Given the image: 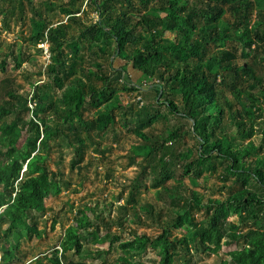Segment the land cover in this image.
Returning <instances> with one entry per match:
<instances>
[{"label": "trees", "instance_id": "1", "mask_svg": "<svg viewBox=\"0 0 264 264\" xmlns=\"http://www.w3.org/2000/svg\"><path fill=\"white\" fill-rule=\"evenodd\" d=\"M1 1L0 17L6 28L14 17L25 19L26 5L31 8L29 40L49 44L50 58L39 72L48 75V83L40 88L32 83L27 93L9 88L0 102V264H24L20 256L23 243L41 240L46 234L39 227V217L47 211L45 200L71 186L49 166L52 141L62 136L73 150L71 168L80 169L89 142L98 143L92 131L105 135L118 117L127 118L119 92L144 89L134 81L129 67L143 75L148 82L145 89L154 94L153 102L169 115L149 104L134 111L131 122L140 143L131 146L129 158L133 162L142 158V174L149 172L154 176L153 186L173 197L166 208L149 202L132 206L141 225L154 226L159 232L151 236L134 232L132 240L120 242L118 247L136 251L151 246L159 250L158 264H176L179 255L181 264H194L189 240L175 234L189 220L197 251L218 254L224 246L241 243L221 264H264V123L258 122L264 112V78L251 66L238 69L233 62L222 64L233 57L231 52H222L220 59L210 55L213 44L225 42L235 43L251 55L253 45L264 41V22L252 23L254 9L262 0H69L82 5L75 10L61 8L65 22L55 20L53 2L42 10L36 8V0ZM85 3L98 13L97 21L85 23L80 18ZM228 11L231 22L225 19ZM167 32H176L175 38H166ZM82 50L91 53L87 69L78 63ZM14 59L20 67L22 59L17 55ZM121 60L126 64L115 69L114 63L122 64ZM2 63L4 71L6 60ZM115 73L122 74V82L113 79ZM227 76L240 86L245 100L238 104L218 88ZM121 84L123 87L118 86ZM103 106L111 108L97 117L87 116L88 108ZM128 108L134 109L132 105ZM27 116H31L29 120ZM168 117L184 124L165 133H146L145 129L161 119L167 122ZM26 128L33 132L22 143ZM188 133L196 145L175 152L169 143ZM172 167L181 168L194 186L205 173H218L229 190L224 197L204 195L182 182L173 190L165 185L174 177ZM196 209L202 211L201 222L195 218ZM128 210V205L120 206L122 216L117 224L123 225ZM74 219L59 248H53L51 264H86L69 259V253L82 257L83 240L104 243L111 239V232L101 236V223L108 229L115 222H106L100 215L92 218L82 208ZM114 240L120 238L114 236ZM116 264L145 263L120 257Z\"/></svg>", "mask_w": 264, "mask_h": 264}, {"label": "rangeland", "instance_id": "2", "mask_svg": "<svg viewBox=\"0 0 264 264\" xmlns=\"http://www.w3.org/2000/svg\"><path fill=\"white\" fill-rule=\"evenodd\" d=\"M23 1L27 2L28 0ZM50 2L55 4L53 8V12L56 14L55 20L64 19V22L66 18L61 15V8L75 10L82 5L81 3L78 4V2L71 3L69 0H36V8L44 10ZM2 4L3 2L0 0V13ZM222 4L228 7V3L222 1ZM81 10L84 12L79 13V16L85 23L97 21L98 13L89 5L85 3ZM25 13L24 20H17L14 17L7 28L0 17V65L2 66L4 59L6 60L4 71L0 69V102L3 98H6L5 92L9 88L19 89L20 92L27 93L31 90L32 83H35L40 88L49 81L47 74L39 75V72L43 71L46 64L49 63L50 53L47 52L49 44L37 45L29 40L33 11L26 5ZM46 13L47 11L44 12L45 15ZM230 16L231 14L228 11L225 19L229 22L232 20ZM256 21L264 22V0L262 2L259 1L254 9L252 23H256ZM72 22L73 28H77L74 21ZM219 24L222 28L224 22L220 20ZM175 36L176 32H167L165 37L174 39ZM41 48H44L45 52H42ZM252 48L251 55H247V52L239 45L225 42L220 45L213 44L210 55L220 59L223 58L222 52H231L233 57L227 58L222 64L233 62L238 69L251 66L259 76L264 78V41L253 45ZM16 55L19 57V61L22 59L20 67L16 65L17 62L14 59ZM80 55L81 59H79L78 63L80 62L82 68L87 69L90 67L91 53L90 51L82 50ZM167 55L171 56L169 53ZM121 61L123 62L122 64H120V61L114 63L115 69H120L121 66L126 64L123 60ZM129 72L134 81L139 83L144 89L140 90V93H126L124 90L119 92L121 104L125 106L122 113H125L127 118L121 119L118 117L115 126L105 135H101L97 130L92 131V135L98 143L89 142L85 159L79 165L80 169L71 168L70 161L73 157V150L63 137H57L56 140L52 141L53 152L49 166L52 170L58 171L61 177L69 180L71 186L68 189L64 188L59 196H49L45 200L47 211L39 217V227L40 229L45 228L46 234L41 240L23 243V251L20 256L24 264H51L52 260L50 257L52 256L53 248L55 246L59 248L65 230L75 223L74 217L78 208L84 209L92 218L100 215L106 219V222H115L108 229L101 223L104 228L101 231V236L111 232L109 237L111 239H114V236L119 237L120 241L108 239L104 243H95L90 240H83L85 248L82 257L75 255L72 251L69 253V259L74 261L82 260L86 264H116L120 257H126L132 262L140 261L145 264H158L160 259L158 248L149 246L136 251H123L118 247L120 242L132 240L134 232L139 235L147 234L149 236L156 235L159 232L154 226L141 225L134 216L132 206L149 202L156 205V207L161 205L166 208L170 206L173 197L169 191L153 186L154 176L149 172L142 174V158H138L135 162L129 158L131 146L140 143L139 137L134 132V124L131 122L134 120V111L142 104H149L153 109H158L164 115L169 116L164 107H158L153 102L154 94H150L149 89H145L148 82L143 78V75L133 70L132 67H129ZM79 74H81L80 70ZM113 76V79L123 81L121 73H115ZM118 86L123 87L122 84ZM218 88L225 98H229L236 104L245 100L243 94L239 93L240 86L233 82L231 77L227 76L225 82L218 83ZM245 88L249 89V86L246 84ZM41 91H45V88L42 87ZM30 105L33 106V103H30ZM131 105L134 107L133 111L128 108ZM114 106L118 105L114 104ZM110 108L111 106H103L100 109L88 108L86 114L87 116L97 117L101 111L109 110ZM117 113L120 116V112L118 111ZM30 117L27 116L25 119L29 120ZM258 122L264 123V112ZM126 123L129 125L126 126ZM181 123L184 124V122L178 121L173 117H168L167 122L161 119L150 128L145 129V131L149 134L165 133L167 129L174 128ZM187 127H189V124H187ZM187 127L185 126L184 129H187ZM32 132L31 128L24 130L22 143L25 142L26 137L30 136ZM260 136L261 133L253 139L258 141ZM169 144V146H173L175 152H180L186 151L187 148H192L193 145L195 146L196 141L194 136L188 133L182 140H176ZM96 149H99V152ZM172 170L174 171V177L167 181L165 185L173 190H175L174 186L176 183L179 184V182L204 195L224 197L229 190L228 185L219 179L218 173L213 175L205 173L198 180L199 185L194 186L191 184L189 177L183 176L181 168L172 167ZM182 193H185V191H182ZM124 205H128L129 210L128 214L122 217L123 225H119L117 222L119 217L122 216L120 206ZM194 215L197 222L204 220L201 210H194ZM142 216L144 218L146 214L143 213ZM232 219L235 220L236 216H233ZM193 233L194 227L189 220H186L185 225L175 232L178 236L189 240L193 249L194 264H221L223 260L228 259V252L241 247V243H235L232 246H224L218 254L208 255L203 251L196 250L195 244L192 242ZM112 243H114L113 246L111 245ZM177 251H180V249L177 248ZM1 255L0 253V257ZM177 259L176 264H181L180 255Z\"/></svg>", "mask_w": 264, "mask_h": 264}, {"label": "built area", "instance_id": "3", "mask_svg": "<svg viewBox=\"0 0 264 264\" xmlns=\"http://www.w3.org/2000/svg\"><path fill=\"white\" fill-rule=\"evenodd\" d=\"M47 52H48V49H47ZM49 57H50V55H49ZM30 107H33L32 105H30Z\"/></svg>", "mask_w": 264, "mask_h": 264}]
</instances>
